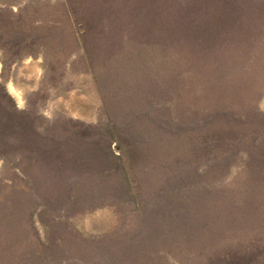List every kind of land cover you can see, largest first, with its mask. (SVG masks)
I'll use <instances>...</instances> for the list:
<instances>
[{"label": "rangeland", "instance_id": "374dc122", "mask_svg": "<svg viewBox=\"0 0 264 264\" xmlns=\"http://www.w3.org/2000/svg\"><path fill=\"white\" fill-rule=\"evenodd\" d=\"M0 264H264V0H0Z\"/></svg>", "mask_w": 264, "mask_h": 264}, {"label": "clouds", "instance_id": "9594fccd", "mask_svg": "<svg viewBox=\"0 0 264 264\" xmlns=\"http://www.w3.org/2000/svg\"><path fill=\"white\" fill-rule=\"evenodd\" d=\"M29 60H30V58H29Z\"/></svg>", "mask_w": 264, "mask_h": 264}]
</instances>
